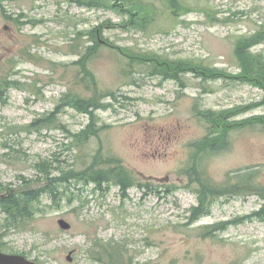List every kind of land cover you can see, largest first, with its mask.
Instances as JSON below:
<instances>
[{
    "label": "rangeland",
    "instance_id": "1",
    "mask_svg": "<svg viewBox=\"0 0 264 264\" xmlns=\"http://www.w3.org/2000/svg\"><path fill=\"white\" fill-rule=\"evenodd\" d=\"M81 1L86 0H0V80L18 82L0 92L2 194L47 187L96 157L118 160L134 186L121 194L112 184L100 191L69 181L60 187L61 199L42 195L31 219L18 226L0 210V251L36 264H101L94 259L100 241L118 246L120 264H264V220L211 230L264 205V123L232 128L218 153L198 157L193 150L212 127L200 112L238 109L229 122L264 116L263 92L225 77L186 72L176 82L152 75L148 66L130 64L107 46L87 63L94 79L89 87L74 65L93 45L89 32L99 28L100 43L141 58L238 74L235 45L264 30V0H178L189 8L179 16L167 0H107L110 8H88ZM130 7L141 8L131 16ZM130 20L139 23L127 25ZM252 51L264 56V42ZM68 92L106 106L93 111L97 134L80 145L73 136L90 118L76 109L65 107L53 123L29 127L49 117ZM194 157L201 158L199 176L237 194L224 190L225 196L211 200L209 214L190 224L199 190L195 174L188 175ZM252 171V178L241 180ZM60 219L71 229L61 230Z\"/></svg>",
    "mask_w": 264,
    "mask_h": 264
},
{
    "label": "trees",
    "instance_id": "2",
    "mask_svg": "<svg viewBox=\"0 0 264 264\" xmlns=\"http://www.w3.org/2000/svg\"><path fill=\"white\" fill-rule=\"evenodd\" d=\"M2 1V0H1ZM107 0H86L81 1L80 4L88 8H97L103 6ZM171 5L172 12L175 15H180L183 12V8L186 11L189 10L188 7L182 6L178 0H167ZM1 4V2H0ZM124 6V4H121ZM108 8L110 5L108 4ZM114 8V6H112ZM119 8H122L120 6ZM141 7H130L128 8L129 14L134 16L136 12ZM130 22L139 23L135 20H130L127 22V25H130ZM123 28L125 26L122 25ZM137 28H142L140 25L136 26ZM101 32L99 28H94L89 32V37L93 42V45L87 48L86 53L74 63V65L80 66L83 72V81H85L88 87L91 83L94 84V79L87 69V63L90 57L94 56L97 50L103 46L110 47L111 49L117 51L122 57L128 60L130 64H137L141 67L146 65L147 68L151 70V74H159L164 78H170L179 82L178 75L181 73L190 72L194 77H199L202 79L217 80L219 78H228L231 80H239L243 84H249L254 87H257L263 92L262 103H264V56L261 53H254L252 48L257 45H260L264 42V30L256 32L255 34L246 37L240 38L234 48V55L238 62L240 72L238 74L232 75L225 73L220 70L210 69L205 66H199L191 64L188 62H169L161 61L158 58L153 56H145L141 58L137 55H134L126 48L114 47L113 45L108 44L107 42L100 43ZM89 80V81H88ZM18 82L10 81L8 78L0 80V92L3 93L9 88L17 87ZM30 86V85H29ZM35 88V87H34ZM261 105V104H260ZM257 105V106H260ZM65 107H70L78 111L87 114L90 118V124L85 128V130L73 136L74 141L77 145H80L90 136H94L97 133L95 132V110L99 108H105V105H100L97 100L85 99L79 97V95L72 94L71 92L65 93L60 101L59 105L56 107L55 111L50 114L49 117L40 119L33 124L30 128H37L45 124H51L54 122L55 116L60 112L61 109ZM252 108H255L256 105H252ZM238 109L235 111H223L214 114L212 111L200 112L199 116L201 119L206 121H211L212 127L205 139L202 140L199 144L195 143L193 145V150L197 148V152L201 153L198 155H209L218 153L225 147V138L229 130L236 127L246 128L247 126H252L259 123H264V116L252 117L241 120L239 122H229L230 116L238 113ZM218 129L222 130V134L219 136H214L213 133L218 132ZM214 131V132H213ZM212 137V138H211ZM224 137V138H223ZM215 147L217 148L215 150ZM214 148V150H213ZM220 148V149H219ZM194 157V165L189 167L188 175L192 177L193 174L196 176V182L199 185L198 190V205L191 209L189 222L193 224L198 221L201 217L208 215L210 212V206L213 199L219 197L223 194L225 196L227 193H224V190L230 193H236L235 188L228 186V189H219L216 186L212 185L209 182H206L198 172V160L200 162L201 158ZM98 157L95 158L93 163H90L89 166L79 171H69L68 173L61 174L60 177L56 178L55 181H52L51 184L47 187H42L40 189L31 190L22 194H2L3 190L0 187V210L3 214L6 215V221H9L13 226H18L20 224L26 223L33 214V204L42 196L48 195L50 198H56L57 200L61 199L62 193L60 192V187L62 184L69 181H74V183L79 184H93L95 189L102 190V185H115L119 188L120 193L123 194L130 188L134 186V180L132 174L124 168L118 160L113 158L102 159L97 162ZM200 173V172H199ZM48 173L46 172V175ZM254 172L247 173V176L240 178L242 181L246 182V179L252 178ZM238 178V177H237ZM247 186L248 185L244 184ZM260 197L264 198V194H259ZM258 218L264 220V205L261 209L250 216L239 218L233 221L220 222L212 225V232H222L228 229L231 225L242 224L245 220L251 218ZM101 249V252L97 253V248ZM122 252L119 250L117 245L110 243H101L100 241L95 242V254L94 259L96 262L101 264H120L122 262Z\"/></svg>",
    "mask_w": 264,
    "mask_h": 264
},
{
    "label": "water",
    "instance_id": "3",
    "mask_svg": "<svg viewBox=\"0 0 264 264\" xmlns=\"http://www.w3.org/2000/svg\"><path fill=\"white\" fill-rule=\"evenodd\" d=\"M57 224L61 230L68 231L71 226L63 219L57 221ZM71 252L67 255V261L71 260ZM0 264H35L34 261L28 260L20 255H9L0 252Z\"/></svg>",
    "mask_w": 264,
    "mask_h": 264
}]
</instances>
